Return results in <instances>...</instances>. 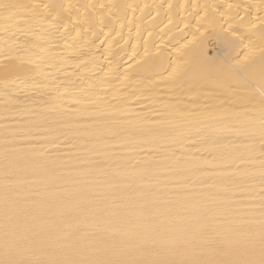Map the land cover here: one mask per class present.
Segmentation results:
<instances>
[{"label":"bare ground","instance_id":"bare-ground-1","mask_svg":"<svg viewBox=\"0 0 264 264\" xmlns=\"http://www.w3.org/2000/svg\"><path fill=\"white\" fill-rule=\"evenodd\" d=\"M264 0H0V264H264Z\"/></svg>","mask_w":264,"mask_h":264},{"label":"snow or ice","instance_id":"snow-or-ice-1","mask_svg":"<svg viewBox=\"0 0 264 264\" xmlns=\"http://www.w3.org/2000/svg\"><path fill=\"white\" fill-rule=\"evenodd\" d=\"M261 111L264 112V104H262ZM5 264H7V262H5Z\"/></svg>","mask_w":264,"mask_h":264}]
</instances>
